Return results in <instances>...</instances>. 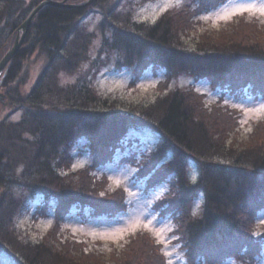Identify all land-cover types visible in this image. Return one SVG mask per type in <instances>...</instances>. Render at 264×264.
Instances as JSON below:
<instances>
[{
    "label": "trees",
    "instance_id": "16d2710c",
    "mask_svg": "<svg viewBox=\"0 0 264 264\" xmlns=\"http://www.w3.org/2000/svg\"><path fill=\"white\" fill-rule=\"evenodd\" d=\"M40 1L0 0V58L13 44L17 27ZM190 1H195L194 8L187 3L166 10L153 22L140 21L129 13L119 17L123 0H92L80 7L47 4L37 12L1 78L7 93L5 104L10 108L4 115L0 111V220L9 221L22 202L14 194V185L32 195H43L44 204L38 210H44L50 199L56 200L57 219L78 203L90 206L97 214L115 211L114 197L108 203L92 192L98 182L91 172L113 157L130 123L142 120L152 125L160 141L143 159L141 173H148V184L168 178L169 189L155 204L173 216L186 259L208 263L228 256L240 261L252 259L256 240L264 236V231L257 236L252 232L255 219L264 211V143L239 146L228 137L237 128L233 117L225 116L220 108L223 118L219 123L210 122L217 106H202L203 96L197 91L171 88L169 81L186 73L207 77L214 84L226 81L231 91L242 92L248 86L255 94L264 93V41L254 38V26L239 35L233 31L221 40L201 34L194 47H187L184 37L194 24L189 20L191 13L217 4L216 0ZM68 2L80 4L84 0ZM91 12L102 16L99 47L93 56L90 45L96 32L89 31L83 22ZM108 51L122 57L123 63L118 65L132 67L136 77L149 68L164 70L165 79L157 85L161 92L147 103L112 110L110 104L115 106L118 100L110 102L109 96L92 87L89 76L93 73L88 68ZM35 53L43 62L25 90L29 83L26 65ZM84 65L87 69L81 73ZM62 71L81 75L72 83L61 84L58 75ZM15 112L20 114L18 120L11 118ZM80 138L88 145L92 163L64 172ZM192 160L199 161L194 175L189 170ZM83 188L89 191L80 193ZM199 195L201 207L192 213L189 204ZM8 225L0 223V238H11L9 242L17 244L24 264H131L130 258L91 262L96 257L88 255L81 241L62 237L59 223L45 239L26 243L18 241L14 233L8 235L4 230ZM135 235L132 241L143 236L140 232ZM141 239L139 248H149L141 264H163L156 241L149 235ZM149 242L154 247L147 246ZM73 250L80 252L82 260L71 255Z\"/></svg>",
    "mask_w": 264,
    "mask_h": 264
},
{
    "label": "rangeland",
    "instance_id": "374dc122",
    "mask_svg": "<svg viewBox=\"0 0 264 264\" xmlns=\"http://www.w3.org/2000/svg\"><path fill=\"white\" fill-rule=\"evenodd\" d=\"M216 1L217 4L215 3L208 9L191 13L189 20H192L194 24L189 26L188 33L184 37L187 47H194L201 34L221 40L222 36L231 34L233 31L239 35L244 31L252 30L254 26H257L253 33L254 38L264 41V12L261 11V8H264V0ZM123 2L119 7L118 16L122 17L129 13L132 18L143 22H153L166 10L185 7L187 3H190L191 8L195 7V1L190 0H123ZM241 6L248 10L240 11ZM101 19V14L91 12L83 21L89 31L96 32V37L90 45L92 56L99 47L98 24ZM42 62V57L36 53L28 58L26 69L29 71V83L25 85V90L29 89L33 83ZM118 63H123V58L117 56L115 52L113 54L108 51L103 53L101 60L95 66L88 67L93 73L89 76L92 79L90 82L92 87L100 94L109 96L110 102L111 99L118 100L115 106L110 104V107H114L111 108L112 110L123 111L131 104L147 103L161 92L157 85L159 80L165 79L164 70L160 68L154 71L149 68L136 77L132 67L128 65L124 67ZM86 67L85 65L82 67L81 73L87 69ZM81 73L69 74L62 71L58 75V80L61 84H69L74 82ZM169 86L171 88H193L203 96L202 106L212 108L217 106L215 107L217 111L213 110L210 115L212 118L210 122L217 120L219 123V119L223 118L218 112L221 110L225 116L233 117L237 121V128L228 137L235 143L237 142L239 146L249 147L258 142L264 143V93H260L261 91L255 94L247 86L242 92H235L231 91L232 86L226 81L220 84L217 80L214 84L207 77L196 78L186 73L173 77L169 81ZM0 93L3 94V101L0 100V111L4 115L10 107L5 104L7 93L1 82ZM108 107L106 109H109ZM11 118L18 120L19 112L11 114ZM130 124L125 130L123 139L114 150L113 157L91 172L98 184L95 187L96 190L92 191L93 189L90 188V191L104 198L108 203L114 197L117 207L115 211L97 214L90 206H80L78 203L72 206L62 218L57 219L54 209L56 200L50 199V202H45L44 210H38L39 205L44 204L43 195L39 192L32 195L30 190L21 191L18 190L17 185H14L12 188L14 194L22 202L18 209L11 213L9 221L0 220L2 224H9L4 228L9 233L8 235L14 233L21 243L35 242L45 239L55 223H59L62 237L81 241L85 251L89 252L88 255L96 257L91 261L94 263H111L115 258L120 260L130 258L131 264H141L149 248L146 246H144L146 248L143 247L144 249L139 248V242L141 238L144 240L149 235L157 243V252L161 254L163 264H264V236L256 240L258 247L255 248L251 260L240 261L236 257L228 256L220 260L213 259L209 263L203 260L195 261V263L186 259L180 242L182 239L177 235L178 231H175L178 228L175 226L173 216L165 211V208L161 210V207L155 204L169 189L168 178L163 181L160 178L148 184L146 179L148 173H141L143 159H146L151 149L159 143L160 136L151 124L147 125L142 120L139 123L132 121ZM71 153L72 160L68 169L65 167L64 172H74L92 163V154L83 138L75 142ZM171 155L172 152L167 155V158ZM215 161L222 162L218 158ZM189 167L191 175L198 173L199 161L192 160ZM262 177L264 178V172ZM86 190L83 188L80 193L89 191ZM200 207L201 196L199 195L193 202H190L189 210L196 213ZM254 222L252 232L254 236H257L264 231V211ZM137 232L143 236L141 238L137 236L132 241L133 235ZM158 239L160 243L157 242ZM5 240L0 238V264H24L17 244H11V238ZM147 246L154 247L150 242ZM76 253L73 250L71 255L82 260L80 252ZM151 253H154V249Z\"/></svg>",
    "mask_w": 264,
    "mask_h": 264
},
{
    "label": "water",
    "instance_id": "95a60500",
    "mask_svg": "<svg viewBox=\"0 0 264 264\" xmlns=\"http://www.w3.org/2000/svg\"><path fill=\"white\" fill-rule=\"evenodd\" d=\"M92 2V0L84 1L80 4H74V3H68L67 0H41L37 3L36 7H34L30 13L26 16V19L17 27V33L14 37L13 44L6 49V52L4 55L0 58V82L2 76L5 74L3 72L5 68L7 67L9 60L17 53L18 48L21 46V44L24 41V37L27 34L28 27L34 20L37 12L44 6L53 5V6H63V7H80V6H87ZM0 100L3 101V94L0 93Z\"/></svg>",
    "mask_w": 264,
    "mask_h": 264
},
{
    "label": "snow or ice",
    "instance_id": "6c2138e0",
    "mask_svg": "<svg viewBox=\"0 0 264 264\" xmlns=\"http://www.w3.org/2000/svg\"><path fill=\"white\" fill-rule=\"evenodd\" d=\"M239 10H240V11H244V10H248V9L245 8L244 6H241V7L239 8ZM261 11L264 12V8H261ZM157 242L160 243L161 241L158 239ZM165 254L167 255V253H165Z\"/></svg>",
    "mask_w": 264,
    "mask_h": 264
}]
</instances>
